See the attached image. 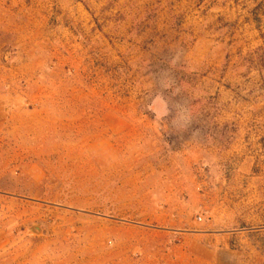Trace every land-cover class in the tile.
<instances>
[{
	"label": "rangeland",
	"instance_id": "rangeland-1",
	"mask_svg": "<svg viewBox=\"0 0 264 264\" xmlns=\"http://www.w3.org/2000/svg\"><path fill=\"white\" fill-rule=\"evenodd\" d=\"M223 3L0 0V264H264V157L228 153L264 71Z\"/></svg>",
	"mask_w": 264,
	"mask_h": 264
},
{
	"label": "crops",
	"instance_id": "crops-1",
	"mask_svg": "<svg viewBox=\"0 0 264 264\" xmlns=\"http://www.w3.org/2000/svg\"><path fill=\"white\" fill-rule=\"evenodd\" d=\"M232 3V4H231ZM264 5V0H251V2H247L244 0H224L222 4V8L229 12L235 11V19L225 18V24L223 29L225 30L224 35H220V37L216 40L221 44L226 45V51L228 53V59L233 58L232 52L237 49V54L242 56L243 49L242 47L238 48V44H240V38L246 41L245 29H249V33L254 34L253 42H256L258 45L255 49L250 50L246 54V59L243 61H248L250 55L264 45V39H262V34H264V17H261V32L257 28L256 16L257 15V7L259 5ZM213 4L210 6L212 7ZM252 8L249 10V8ZM244 11L247 12V16L243 17L239 16L238 12ZM264 12V10H262ZM261 13V12H259ZM240 32V33H239ZM249 43V42H247ZM236 48V49H235ZM246 60V61H245ZM249 63V62H247ZM250 65V64H249ZM251 66V65H250ZM252 69L258 71H264L256 66H251ZM235 141L228 153H233L235 155H246V153H250L252 155L258 157H264V115H256L250 117H240L238 121V129L235 133Z\"/></svg>",
	"mask_w": 264,
	"mask_h": 264
},
{
	"label": "trees",
	"instance_id": "trees-1",
	"mask_svg": "<svg viewBox=\"0 0 264 264\" xmlns=\"http://www.w3.org/2000/svg\"><path fill=\"white\" fill-rule=\"evenodd\" d=\"M262 10H264V5L261 4V5H259L257 7V12L258 13L256 15V16H258V17H256L257 18L256 22L258 24L257 28H258V30L260 32H261V23H262V21H261V18L259 16L264 17V12H262ZM259 12H261V13H259ZM261 36H262V39H264V34H262ZM247 62H249V64L251 66H256V67H259L261 69H264V45H262L256 51H254L250 55V57H249Z\"/></svg>",
	"mask_w": 264,
	"mask_h": 264
}]
</instances>
